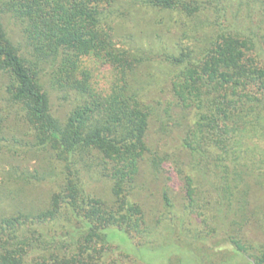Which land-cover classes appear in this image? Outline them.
Returning a JSON list of instances; mask_svg holds the SVG:
<instances>
[{
    "label": "trees",
    "instance_id": "obj_1",
    "mask_svg": "<svg viewBox=\"0 0 264 264\" xmlns=\"http://www.w3.org/2000/svg\"><path fill=\"white\" fill-rule=\"evenodd\" d=\"M0 160V264H109L164 172L264 264V0H0Z\"/></svg>",
    "mask_w": 264,
    "mask_h": 264
},
{
    "label": "rangeland",
    "instance_id": "obj_2",
    "mask_svg": "<svg viewBox=\"0 0 264 264\" xmlns=\"http://www.w3.org/2000/svg\"><path fill=\"white\" fill-rule=\"evenodd\" d=\"M136 20L138 23L133 20L132 24H137L139 30L141 14ZM119 39L115 38L117 45L126 48L120 43L122 39ZM159 67L155 64L152 67L157 74L162 68ZM158 96L161 98L164 94ZM24 165L29 169L35 166L34 162ZM8 169V162L0 160V181L1 172ZM164 190L172 199L173 209L164 207ZM98 193L104 198H110V183L99 185ZM132 199L142 205L146 220L153 228L152 233L141 239L125 231H109L110 242L105 255V261L109 264H247L240 258L229 259L234 248L225 241L220 231L214 230L209 207L203 201L190 206L182 184L175 177L165 172L158 177H140ZM0 204L9 203L2 199ZM136 246L141 250L136 249Z\"/></svg>",
    "mask_w": 264,
    "mask_h": 264
}]
</instances>
